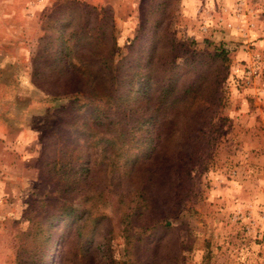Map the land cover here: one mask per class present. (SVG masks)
Listing matches in <instances>:
<instances>
[{
    "label": "rangeland",
    "instance_id": "1",
    "mask_svg": "<svg viewBox=\"0 0 264 264\" xmlns=\"http://www.w3.org/2000/svg\"><path fill=\"white\" fill-rule=\"evenodd\" d=\"M85 5L112 9L117 62L139 28L151 34V20H163L154 59L135 79L161 76L160 62L172 53L181 77L175 93L162 101L151 85L147 102L141 83L129 94L113 86L114 101L130 96L123 104L138 121L160 109V140L147 160L149 125L135 135L131 120L107 127L100 100L78 91L80 75L55 68L63 30L80 39L108 25L107 14ZM257 14L264 16V0H0V264H18L25 211L44 204L43 214L49 205L56 214L63 198L75 212L43 222L42 234L26 241L37 254L25 262L23 254L22 264H43L44 251L56 264H264V50L253 44L264 19ZM172 37L173 49L164 41ZM94 41L101 52L104 43ZM220 48L226 66L198 63ZM92 71L98 88H109L110 71ZM192 78L197 91L177 97ZM60 83L65 91L54 97ZM111 131L142 145L127 147ZM105 138L112 139L106 151Z\"/></svg>",
    "mask_w": 264,
    "mask_h": 264
},
{
    "label": "trees",
    "instance_id": "2",
    "mask_svg": "<svg viewBox=\"0 0 264 264\" xmlns=\"http://www.w3.org/2000/svg\"><path fill=\"white\" fill-rule=\"evenodd\" d=\"M85 7L90 9H95L97 12L100 10L103 11L106 15V19H108V25L104 27L103 30L98 31V33L94 32L88 36L82 37L80 39H77V33L74 30L66 31L63 30L65 33H62V37L59 39L60 42L55 45V50L53 53H56L55 62H57L58 65L55 66V68L60 73H72L80 75L82 78V86L78 90L82 92L83 94H89L92 95L94 98L97 97L98 101L103 104L101 108H103L101 111L97 110L98 113L101 115H104L103 121L107 127L111 128L115 125H117L119 122L122 124L129 123L131 120L134 124V133L136 132H142L144 125H149L147 129L144 131V140H143V147L141 150L142 157L147 160L156 152L157 150V142H159V137L161 136V131L158 129L157 125L159 123L160 118V109L156 111L153 110L147 117L144 118V120L138 121L135 116H133V112L131 109L127 108L123 103L127 104V99L130 98L124 97L121 102L114 101V93H118L116 88L113 86H122L126 85L128 88V92L126 94L130 93V88L134 87L136 83H141V94L145 97L146 101L148 102L150 100V91L152 90L151 85H156L158 87L157 91H159L161 94L158 96V99L160 98L162 101L166 100L168 96H171L175 93L177 90L178 81H180L179 74H176L175 68L178 64L175 62L176 55H171L165 57V60L161 61V69L163 74L157 78L150 77L151 74L147 73L144 77L135 79L138 75L137 70L139 69V66L141 64H144L145 66L149 64L150 61L154 59V52L156 50V44L159 43L161 40V37L164 33H162L163 30V20L160 18L151 20L154 24V29L151 31V34H145L143 35L142 29L139 28V32L133 37L132 41L128 45L129 48V54L125 55L123 58L117 62L113 59V53L116 49V41L115 37L113 36L114 31V22H113V15H112V9L110 7H90L88 5H85ZM96 14V13H95ZM102 26V25H101ZM100 26V27H101ZM65 37V38H64ZM55 37V41H56ZM94 38L104 43V48L101 50V52L98 51L96 45L97 42L94 41ZM83 41V42H82ZM140 41L141 47H137V43ZM164 41L173 49L175 48V41L174 37L169 39H164ZM82 42V43H81ZM81 43V44H80ZM146 43V44H145ZM79 45H85L86 47L82 52L81 50H78ZM61 47V48H60ZM139 48L138 52L142 49L144 57L141 55H135L132 53V50ZM38 52H42L41 48L38 49ZM162 56V54H161ZM72 57H75L76 59H79V66L77 64H73L71 62ZM164 57V56H163ZM208 59V62H214L215 66L223 65L226 66L228 64V56L226 50L220 48L219 50H216L212 55L208 54L206 57H203L199 59L198 63L200 61L206 62ZM193 61V60H192ZM191 61V62H192ZM114 63L116 64L114 66ZM188 63V60H187ZM194 63V61L192 62ZM96 66L101 70H109L110 76L108 77V87L109 88H98L99 84L94 82L93 79H95L96 74L93 73L92 67ZM127 66V71L124 72L125 75L122 76L120 71H122L123 68ZM196 70V65H193L192 71ZM115 77H117V82H114ZM119 77V79H118ZM110 80V81H109ZM14 81H12L13 83ZM62 82V81H61ZM110 82V83H109ZM59 83V82H58ZM65 83V81H64ZM117 83V85H116ZM65 86L63 83H60L58 88L51 89L53 91H56V97L59 92H63L65 90L62 89V87ZM156 87V88H157ZM199 86L197 85L194 78H192L183 88L182 94L180 96L177 95V97L185 98L191 93H195L197 91V88ZM146 88V89H145ZM89 93H87V92ZM187 96H186V95ZM100 98V99H99ZM157 99V100H158ZM86 103L92 102L91 99L86 98ZM117 102V103H116ZM85 105V103L82 104V106ZM117 105V107H115ZM115 107V108H113ZM145 107V105H143ZM208 105L205 107L207 108ZM121 114L118 116V113ZM124 113V114H123ZM99 115L95 117V121L98 120ZM76 123H79V118H74ZM64 124V122H62ZM144 124V125H143ZM85 127V125H81ZM121 127H123L121 125ZM124 128V127H123ZM111 133L116 136L117 140H121V144L127 145V147L130 145L127 142L131 141L133 144H138L139 146L142 145V143H138L139 141H134L132 138H127L126 132L125 134H115L113 131ZM103 143V150L106 151L108 148L106 147V144H110L112 142V139L105 138L101 139ZM127 141V142H126ZM132 145V144H131ZM134 160H132L133 162ZM60 188V187H58ZM58 188L56 190H58ZM52 193V192H51ZM66 199L63 198L60 202V204L56 205V214L51 213L52 205H49L46 209V213L44 212V204L41 206L40 209H29L25 211L24 215L21 217L22 219L26 220L27 226L24 229L18 230V238L20 241V245H17L16 250V256L18 258V264H22L21 257L24 254V262L27 259H34V256L37 254L36 248L30 249L27 247L26 241L29 239L30 236L35 237L38 234H42L43 222L47 223L52 218H55L56 216L60 217H68L71 216L75 212V208L72 205H66L65 204ZM44 203V202H43ZM50 203L47 202V204ZM50 209V210H49ZM171 213V210H168L167 212H163V218L164 220L166 217L169 216ZM38 214V215H36ZM19 223V222H18ZM170 222L168 220L165 221V224L168 225ZM40 226V227H39ZM50 226L48 225L46 228L48 229ZM25 238V241H22V238ZM21 238V239H20ZM50 252L52 250H49ZM48 251V252H49ZM32 257V258H31ZM38 260L43 264H56V255L55 254H47V252H43L42 255L40 254L38 256ZM33 261V260H31Z\"/></svg>",
    "mask_w": 264,
    "mask_h": 264
},
{
    "label": "crops",
    "instance_id": "3",
    "mask_svg": "<svg viewBox=\"0 0 264 264\" xmlns=\"http://www.w3.org/2000/svg\"><path fill=\"white\" fill-rule=\"evenodd\" d=\"M263 17L264 16H262V15H261V17L258 14L256 15V19L258 21H261V19H264ZM257 27H258L257 29H259V30H256L255 33H257L256 36L257 35L258 36H257V40L255 42H253V44L257 45L258 48H262V50H261V52H262L264 50V25H263V23L259 22V26H257Z\"/></svg>",
    "mask_w": 264,
    "mask_h": 264
}]
</instances>
